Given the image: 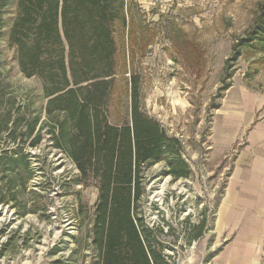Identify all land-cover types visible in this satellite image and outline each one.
<instances>
[{
  "label": "rangeland",
  "instance_id": "rangeland-1",
  "mask_svg": "<svg viewBox=\"0 0 264 264\" xmlns=\"http://www.w3.org/2000/svg\"><path fill=\"white\" fill-rule=\"evenodd\" d=\"M129 3L126 27L116 29L109 118L114 124L129 118V81L138 75L143 109L180 139L191 169L190 176L175 178L165 160L146 166L141 213L162 229L165 251L176 264H209L223 243L212 230L232 164L249 131L264 120V51L252 46L264 0ZM16 15L13 2L0 39V153L23 145L33 177L27 180L18 167L5 179L4 195L17 198L0 203V264H93L98 189L79 183L76 163L51 139L43 82L22 73L9 41ZM245 38L252 39L250 46H236ZM37 118L35 134L42 141L32 146L34 136L25 133ZM24 209L29 212L22 216Z\"/></svg>",
  "mask_w": 264,
  "mask_h": 264
},
{
  "label": "trees",
  "instance_id": "trees-1",
  "mask_svg": "<svg viewBox=\"0 0 264 264\" xmlns=\"http://www.w3.org/2000/svg\"><path fill=\"white\" fill-rule=\"evenodd\" d=\"M13 2L17 15L9 41L16 48L22 73L43 82L46 110L53 121L51 139L76 163L79 183L98 189L91 230L93 264H176L165 251L162 229L151 227L140 207L146 193V166L165 160L168 174L191 175L182 143L143 109L136 74L129 81V118L123 124L109 118L118 68L116 29L127 25L129 0H0V39L5 10ZM253 29L252 46L264 51V8ZM251 40L242 39L236 46H250ZM38 121L28 125L25 133L27 138L34 136L32 146L42 141V134H35ZM2 125L8 128L6 118ZM18 167L27 180L33 177L24 146L2 150V204L17 198L14 194L8 199L4 187L6 177ZM28 212L24 209L21 215Z\"/></svg>",
  "mask_w": 264,
  "mask_h": 264
},
{
  "label": "crops",
  "instance_id": "crops-1",
  "mask_svg": "<svg viewBox=\"0 0 264 264\" xmlns=\"http://www.w3.org/2000/svg\"><path fill=\"white\" fill-rule=\"evenodd\" d=\"M212 231L223 243L209 264H264V120L232 164Z\"/></svg>",
  "mask_w": 264,
  "mask_h": 264
}]
</instances>
